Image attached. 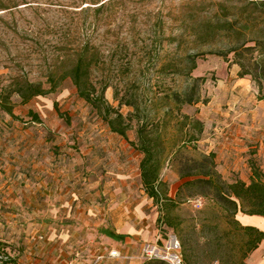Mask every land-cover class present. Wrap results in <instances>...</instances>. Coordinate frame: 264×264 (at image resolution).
I'll list each match as a JSON object with an SVG mask.
<instances>
[{"label":"rangeland","instance_id":"rangeland-1","mask_svg":"<svg viewBox=\"0 0 264 264\" xmlns=\"http://www.w3.org/2000/svg\"><path fill=\"white\" fill-rule=\"evenodd\" d=\"M242 2L0 0V89L15 78L49 88L51 73L57 84L54 92L27 103L12 95L16 118L0 110V247L13 264H144L149 261L147 250H162L176 238L171 230L158 227L157 208L142 189V156L130 144L136 141L135 121L127 138L111 132L77 95L69 77L61 78L85 47L97 53L90 80L96 90L105 88L104 98L113 109L126 116L132 109L120 101L135 98L150 120L166 123L164 144L173 154L160 176L168 196L174 198L183 182L180 172L186 170V158L214 153L215 124L221 127L230 114H243L238 119L244 120L236 124L241 130L259 128L261 136L256 138L262 144L257 142L245 156L249 167L253 162L264 173V108L257 106L264 90L259 94L249 78L234 87L239 69L231 63L232 54L229 62L210 54L225 50L227 41L213 36L207 23L216 13L234 17ZM189 57L196 68L187 74ZM175 92H195L200 101L177 108L167 97ZM30 111L39 121H33ZM182 115L190 118L189 124L201 121L203 131L198 134L187 126L184 132L199 140L178 152L177 146L187 140L178 132ZM214 154L224 181L249 182L246 168H241L242 179L234 178ZM192 199L201 201L199 209L191 200L173 212L189 225L191 218L200 223L205 206L202 197ZM247 223L264 232V218ZM198 229L193 233L187 228L196 241L193 260L209 264L201 236L216 234ZM105 231L123 238L114 240ZM261 244L264 251V240ZM111 251H118L119 257H110ZM253 252L244 264H253Z\"/></svg>","mask_w":264,"mask_h":264},{"label":"trees","instance_id":"trees-1","mask_svg":"<svg viewBox=\"0 0 264 264\" xmlns=\"http://www.w3.org/2000/svg\"><path fill=\"white\" fill-rule=\"evenodd\" d=\"M218 5L221 7L219 9L223 10V6ZM237 11L238 13L232 18H228L226 13L220 17L216 13L215 20L207 23L213 36H222L227 41L225 50L210 54L222 57L226 62H229L228 55L232 54L231 63L237 65L239 69L237 76L248 77L261 94L264 90V0H245ZM96 57V52H90L86 47L81 49L77 52L71 67L62 74L61 78L69 77L77 95L97 111L111 132L127 138L131 122L135 121L136 141L130 144L142 156L139 163L142 189L157 208L158 227L171 230L176 235L180 243L183 264L199 263L193 260L195 249L192 243L196 241L192 234L187 232L188 227L193 233L198 227V232L201 234L206 230L216 234L213 238L201 236L203 245L208 248L203 252L209 264H244L247 256L264 240V232L257 227L241 224L236 216L241 214L264 218V173L261 168L250 162L249 182L235 180L229 183L216 171L215 154L199 152L195 159H185L183 166L186 170L180 172L183 182L178 186L174 198L168 196L167 185L160 176L165 162L173 154L172 151L166 152L164 144L162 129L166 123L150 120L135 98L120 101V105L132 109L126 116L113 109L104 98L105 88L96 90L90 80L91 68ZM188 59L190 66L186 70L187 74L196 68L194 59L192 57ZM199 79H194V82ZM48 81L50 86L45 88L41 83L15 78L0 89V110L16 118L13 114L11 96L17 95L22 103H27L38 96H46L56 89L55 74L51 73ZM167 97L177 108L182 105L197 104L200 101L195 92L183 94L175 92ZM260 99H264V96H260ZM169 111L166 110L165 115H168ZM29 115L33 121H39L38 116L33 112L30 111ZM189 120L188 116L182 115L181 120L177 121L178 132H183L187 136V140H182L180 146H177L178 152L186 149L187 143L192 144L199 140L198 136L190 134L187 130L184 132L187 126L198 134L203 131L201 121L196 119L189 124ZM189 162L192 164L187 165ZM195 196L202 197L205 206L200 212L202 215L200 223H195L196 218H191L189 225L186 220L173 212L184 202L194 200L192 198ZM220 224L224 225L221 237L217 234ZM104 233L114 240L123 238L113 232ZM236 236L239 237L238 242L232 241ZM0 251L9 258V264H13L7 251L2 247ZM144 264L166 263L149 260Z\"/></svg>","mask_w":264,"mask_h":264},{"label":"crops","instance_id":"crops-1","mask_svg":"<svg viewBox=\"0 0 264 264\" xmlns=\"http://www.w3.org/2000/svg\"><path fill=\"white\" fill-rule=\"evenodd\" d=\"M246 78L248 77L237 78L234 83V87H237L238 85L246 82ZM257 106L259 108H264V100H260ZM227 115L229 114H226V116ZM237 115L238 114H235L234 116L233 114H230V116H228V121H226L223 125L221 124V127H218V125L215 124L217 130L215 128V137L214 139H212L214 141L213 151L214 153H217L218 163L223 160V166L225 167L224 172L228 171L229 175H232L234 178H241V168H246L249 178L251 175V170L248 166V162H246L248 157L247 155L245 156V153H247L249 150H252V148L257 147L256 144L257 142H259V139H257L256 136H261V134L259 132V128H257L258 130H254V126H245L242 127V130L239 129L241 128V126L236 124L237 122L243 121L244 118H238L244 116L243 114H239L241 116L237 117ZM246 115L248 116L249 114ZM251 117L252 116H250V118ZM259 144L261 145L262 143L259 142ZM216 145L217 147L215 148ZM235 157H237L238 159H235ZM242 181L245 180L242 179ZM253 217L255 218L257 216H241L239 221L243 225H247V221L250 218L253 219ZM261 245L263 244H260V246L253 252V264H264V251L261 250Z\"/></svg>","mask_w":264,"mask_h":264},{"label":"built area","instance_id":"built-area-1","mask_svg":"<svg viewBox=\"0 0 264 264\" xmlns=\"http://www.w3.org/2000/svg\"><path fill=\"white\" fill-rule=\"evenodd\" d=\"M192 206L195 209H199L201 207V201L193 200ZM145 255L147 260L156 259L164 261L168 264H183L180 243L175 237L171 238V240L167 243L164 249L158 250L154 248L153 250H147L145 252ZM109 256L112 258H117L119 257V253L118 251H111L109 253ZM0 264H9V258L1 251Z\"/></svg>","mask_w":264,"mask_h":264}]
</instances>
